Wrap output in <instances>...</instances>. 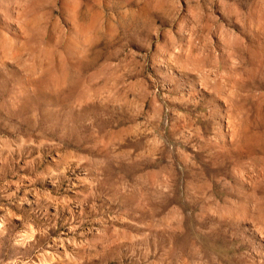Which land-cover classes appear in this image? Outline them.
<instances>
[{"label": "rangeland", "instance_id": "374dc122", "mask_svg": "<svg viewBox=\"0 0 264 264\" xmlns=\"http://www.w3.org/2000/svg\"><path fill=\"white\" fill-rule=\"evenodd\" d=\"M0 264H264V0H0Z\"/></svg>", "mask_w": 264, "mask_h": 264}]
</instances>
